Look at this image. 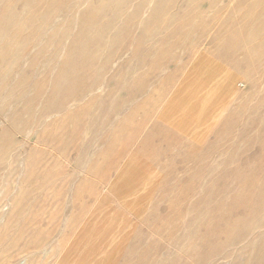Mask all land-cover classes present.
Masks as SVG:
<instances>
[{
  "label": "rangeland",
  "instance_id": "obj_1",
  "mask_svg": "<svg viewBox=\"0 0 264 264\" xmlns=\"http://www.w3.org/2000/svg\"><path fill=\"white\" fill-rule=\"evenodd\" d=\"M69 1L57 19L77 14ZM81 1L130 24L107 34L76 104L38 110L23 135L0 123L16 135L0 264H264V0Z\"/></svg>",
  "mask_w": 264,
  "mask_h": 264
},
{
  "label": "bare ground",
  "instance_id": "obj_2",
  "mask_svg": "<svg viewBox=\"0 0 264 264\" xmlns=\"http://www.w3.org/2000/svg\"><path fill=\"white\" fill-rule=\"evenodd\" d=\"M62 1L63 0H0V123L6 120L9 125L14 127L16 133H22V135L27 122L37 115L38 110L39 113L43 115H50L64 109V107L69 104L74 105L77 103V99L79 98H76L73 94L78 95L81 93L82 88L76 83L79 81V77L83 74L84 70H89L97 58L102 56L103 45L107 39L110 38L107 34L115 32L117 34L116 37L120 40V38L125 36L124 29L128 26V21H125V23L119 22L120 19L118 20L117 12L112 7L109 9L103 6L98 8L94 7L95 9L89 7L88 9L83 8L84 11H81L76 7L78 0H70L66 6L67 10L77 12V14H74L69 20L57 19L56 12L59 7H62ZM20 2L24 4V9L18 12L12 5ZM80 2L82 1L80 0ZM39 10H41L40 13H38ZM136 10L137 8L132 9L131 18L134 17ZM127 12H129V10ZM55 19L61 23L60 29L56 33H48V28ZM125 19H130V16L128 18L125 17ZM134 22L136 23V21ZM70 23L77 25V33L75 36L69 38L67 27ZM254 50L256 49L254 48ZM254 50L253 52H255ZM41 58L45 61L42 66L38 68L36 61ZM225 60L227 59L225 58ZM246 64L249 63L246 62ZM23 65H25V68L30 67L35 69L36 74L42 76L35 85H31L32 80L28 76L21 74L22 72L20 71H22ZM251 70L253 71V69ZM202 73L204 74L205 70L202 71ZM188 86L189 82L186 86L187 89ZM228 86V89L232 90L230 86L232 88L234 87V81H229ZM189 90L190 89H188V91ZM117 104L118 103H116V105ZM9 108H13V112L9 117L5 118L4 113ZM105 113L106 112H104V114ZM111 128L109 129L111 130ZM8 131L3 130L0 132V164L6 161L4 159L10 155L9 152L12 150L15 141L13 136L16 135L14 134L12 136Z\"/></svg>",
  "mask_w": 264,
  "mask_h": 264
}]
</instances>
